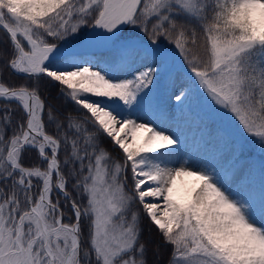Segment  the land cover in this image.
<instances>
[{
    "label": "snow or ice",
    "instance_id": "obj_1",
    "mask_svg": "<svg viewBox=\"0 0 264 264\" xmlns=\"http://www.w3.org/2000/svg\"><path fill=\"white\" fill-rule=\"evenodd\" d=\"M0 264H264V0H0Z\"/></svg>",
    "mask_w": 264,
    "mask_h": 264
},
{
    "label": "trees",
    "instance_id": "obj_2",
    "mask_svg": "<svg viewBox=\"0 0 264 264\" xmlns=\"http://www.w3.org/2000/svg\"><path fill=\"white\" fill-rule=\"evenodd\" d=\"M53 96H55V92H53ZM71 107V105H69ZM110 147V146H109ZM143 241L146 242L150 249V259H155L156 257L151 255V252L155 251L157 248H159L160 251V259L162 261H167L169 259V254L171 252L170 246H164L162 244L161 237L157 230L148 222V220L145 218L143 220Z\"/></svg>",
    "mask_w": 264,
    "mask_h": 264
}]
</instances>
